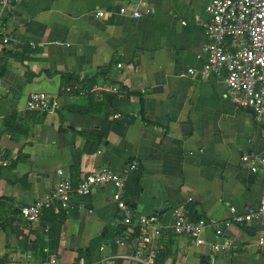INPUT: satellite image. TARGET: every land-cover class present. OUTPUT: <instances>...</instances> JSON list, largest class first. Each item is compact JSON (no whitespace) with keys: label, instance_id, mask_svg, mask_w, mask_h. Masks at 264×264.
<instances>
[{"label":"crops","instance_id":"obj_1","mask_svg":"<svg viewBox=\"0 0 264 264\" xmlns=\"http://www.w3.org/2000/svg\"><path fill=\"white\" fill-rule=\"evenodd\" d=\"M209 1L14 0L0 56V153L9 159L0 166V264L29 254L41 262V247L59 264H139L130 258L137 221L153 214L164 227L157 264H210L207 245L173 233L175 210L227 221L231 206L244 213L264 202V172L242 159L264 156V117L229 100L224 76L201 74ZM79 82L118 92H67ZM36 91L56 95L59 107L28 110ZM104 94L110 105L78 111L105 102ZM133 161L125 187L131 226L121 221L112 185L34 222L20 214L54 188L60 169L77 180ZM262 234L264 219L224 226L221 237L207 229V242L228 244L213 264H264Z\"/></svg>","mask_w":264,"mask_h":264},{"label":"built area","instance_id":"obj_2","mask_svg":"<svg viewBox=\"0 0 264 264\" xmlns=\"http://www.w3.org/2000/svg\"><path fill=\"white\" fill-rule=\"evenodd\" d=\"M14 0H0V56L9 43L4 35L3 22L11 11ZM206 11L209 19L205 25L206 42L202 53L204 63L201 69L203 77L224 76L227 84L229 100L241 109L251 110L257 121L264 117V0H210ZM99 16L104 12L99 11ZM139 11L134 13L139 17ZM119 66L122 64L119 63ZM192 71V70H191ZM1 82V71H0ZM105 91L118 92V87L99 88L85 82L67 88L70 94L86 96L91 92L100 95ZM56 95L36 91L29 95L26 108L30 111L45 112L59 107ZM243 161L251 162L252 172H264V156L250 160L248 155ZM9 159L0 153V166H8ZM133 161L129 165L116 169L104 165L99 169L81 175L77 180L62 178L63 170H59L61 179L45 196L20 209L21 216L28 222L40 219L43 213L57 205L67 206L75 195L87 196L105 185L114 188L113 200L122 213L121 221L131 226L135 222L134 211L125 195V187L129 176L137 168ZM232 217L224 221L216 217H190L183 209L175 210L172 231L175 235H187L196 245H207L210 249V264H213L221 251L228 247L227 243L207 242V229L213 228L216 236L224 235V226L250 223L255 219H264V202L257 207H247L244 213H238L235 206L230 207ZM139 232L136 235L138 244L130 258L139 264H157L159 254L158 240L163 235V225L157 214L143 216L137 221ZM128 236V235H127ZM259 243L264 245V234L259 236ZM47 251V258L41 262L32 261L33 255L9 264H59L55 255ZM79 264H84L81 261Z\"/></svg>","mask_w":264,"mask_h":264},{"label":"trees","instance_id":"obj_3","mask_svg":"<svg viewBox=\"0 0 264 264\" xmlns=\"http://www.w3.org/2000/svg\"><path fill=\"white\" fill-rule=\"evenodd\" d=\"M5 51H6V49H5ZM2 72H3V69H2ZM103 96L106 100L105 102H102V101L101 102H94L93 100H91L90 105L88 107H85L83 109H78V111H80V112L98 111V110L102 109L105 105H110V102L112 101L113 97L110 95H106V94H104ZM131 120L132 119L129 118L128 120H126V122L129 123ZM124 230L125 229H122L123 234L128 235V233H124ZM99 244H100L99 241H95L93 248L91 247L89 250H87L84 253L88 254V255H92L93 249L95 247H97V245H99ZM43 250H44V248L41 247V249H40L41 261H43L47 258V253H44Z\"/></svg>","mask_w":264,"mask_h":264}]
</instances>
